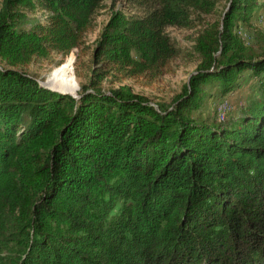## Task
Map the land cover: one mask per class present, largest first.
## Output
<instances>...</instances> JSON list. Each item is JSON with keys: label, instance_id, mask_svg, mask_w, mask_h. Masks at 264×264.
<instances>
[{"label": "trees", "instance_id": "1", "mask_svg": "<svg viewBox=\"0 0 264 264\" xmlns=\"http://www.w3.org/2000/svg\"><path fill=\"white\" fill-rule=\"evenodd\" d=\"M102 1L0 2V264H264V31L254 44L237 32L258 0H224L218 14L222 0L113 10L77 98L23 70L77 48L82 77ZM167 27L199 28L198 64L170 103L102 87L181 56ZM245 73L257 86L238 114H194L208 88L223 96Z\"/></svg>", "mask_w": 264, "mask_h": 264}, {"label": "rangeland", "instance_id": "2", "mask_svg": "<svg viewBox=\"0 0 264 264\" xmlns=\"http://www.w3.org/2000/svg\"><path fill=\"white\" fill-rule=\"evenodd\" d=\"M225 4L226 2L222 0L217 5V14L222 11ZM116 9L121 10L127 15L140 16L144 13L143 8L134 0L102 1L101 6L93 14L91 24L84 34L83 39L84 46L87 47L85 50L87 55L83 57L85 65L83 64V68L80 70L83 75L82 77H77L73 68L78 54V49L76 47V56H74V58H68L66 55L63 56L62 54L51 53L48 58H35L28 66H25L23 70L37 79L39 83L43 82L46 86H49L48 83L55 85L56 88L52 87L55 90H69L76 93L79 89V84L86 81L87 74L89 73L88 65H90V57L95 42L102 28L107 23L111 12ZM258 14L264 16V0H258V9L255 10L250 21L237 29L239 35L247 40L245 41L246 44L250 42L254 44L255 32L264 31V22L259 23L258 19L256 21ZM35 16L43 21L45 12L38 10L35 12ZM198 30V27L194 29L177 27L166 28V32L183 48L184 53L172 59L162 69V72L155 75V77L150 75L146 77L123 79L121 82H112L115 78L109 76L102 82V87L107 90L120 84H126L130 86L133 92L147 96L153 104L156 102L170 103L181 91L189 76L194 73L198 64V56L192 51L193 39ZM256 86L257 79L245 73L241 79L240 86L223 96L218 95V91L215 87H210L208 88L210 96L205 99L202 106L196 110L194 114L211 121L215 120V118L216 121H221L217 114H219V112L221 113L222 110L220 109L225 106L228 107L224 113L225 121L232 117V115L239 113L240 107L254 95Z\"/></svg>", "mask_w": 264, "mask_h": 264}, {"label": "water", "instance_id": "3", "mask_svg": "<svg viewBox=\"0 0 264 264\" xmlns=\"http://www.w3.org/2000/svg\"><path fill=\"white\" fill-rule=\"evenodd\" d=\"M40 85L45 87V88H48L46 85H44L43 82H40ZM54 92H57V93H60V94H63V95H69V96H72V97H75L77 98L79 95H78V92L77 93H74L72 91H69V90H55V89H51V88H48Z\"/></svg>", "mask_w": 264, "mask_h": 264}, {"label": "bare ground", "instance_id": "4", "mask_svg": "<svg viewBox=\"0 0 264 264\" xmlns=\"http://www.w3.org/2000/svg\"><path fill=\"white\" fill-rule=\"evenodd\" d=\"M261 18V19H260ZM257 19L259 20V23H263L264 22V16L263 15H259V17H257ZM243 36V35H242ZM244 38V37H243ZM227 106V105H226ZM228 109V107H225V106H223L220 110H222V112L220 113L219 112V114H217L219 117H220V119L221 120H223L224 118H225V115H224V113H225V111Z\"/></svg>", "mask_w": 264, "mask_h": 264}]
</instances>
